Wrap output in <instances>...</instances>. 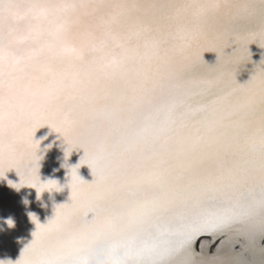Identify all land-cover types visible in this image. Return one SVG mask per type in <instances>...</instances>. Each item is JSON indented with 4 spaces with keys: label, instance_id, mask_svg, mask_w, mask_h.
<instances>
[{
    "label": "snow or ice",
    "instance_id": "6c2138e0",
    "mask_svg": "<svg viewBox=\"0 0 264 264\" xmlns=\"http://www.w3.org/2000/svg\"><path fill=\"white\" fill-rule=\"evenodd\" d=\"M238 43L264 48V0H0V178L14 169L38 198L70 188L46 223L30 213L15 264H88L100 240L108 264H223L194 239L264 238V65L214 94L189 62ZM44 125L66 158L83 149L66 185L41 181Z\"/></svg>",
    "mask_w": 264,
    "mask_h": 264
},
{
    "label": "bare ground",
    "instance_id": "6f19581e",
    "mask_svg": "<svg viewBox=\"0 0 264 264\" xmlns=\"http://www.w3.org/2000/svg\"><path fill=\"white\" fill-rule=\"evenodd\" d=\"M222 23L221 20L210 21V24L216 27ZM233 27L238 31H243V24L240 22L234 23ZM236 34L235 31H228L224 38H234ZM222 46L223 39L216 42V49H220ZM216 49L206 50L203 54V62L195 55H192L189 61L197 66L198 74L212 76L220 81L218 87L214 89V94H223V92L229 91V85L233 79L238 83H245L252 74H258L264 65V48H261L259 44L253 43L249 47L244 43L233 46L230 44L225 51L231 55L222 56L219 61H216ZM211 98V96L205 100L197 98L192 107L198 108L201 103H206ZM34 139L41 142L40 155L42 158L39 161L41 181L53 179L60 185H66L70 180L68 175L70 166L79 163L80 157L84 154L83 149L73 150L71 155L66 158L67 144L63 136L49 125L37 129ZM22 171L27 174L30 169L25 165L22 167ZM79 175L88 182L93 180L91 169L86 164L80 166ZM9 180L19 183V176L14 169L6 173V178H0V261L11 260L15 264L23 248L31 241L32 233L36 228L30 218V213L35 214L40 223H46L54 215L57 204L69 201L70 188L65 186L61 191L54 189L49 192L46 190L38 198L35 188L25 185L17 189L8 183ZM9 219L13 221L12 226L7 223ZM259 240L260 238L256 237L254 245H249L242 238V248L230 251L231 240L226 237L224 240L226 242L218 255L222 258L223 264H264V246L260 245ZM192 248L197 252L194 241ZM197 259L199 260L200 257Z\"/></svg>",
    "mask_w": 264,
    "mask_h": 264
},
{
    "label": "water",
    "instance_id": "95a60500",
    "mask_svg": "<svg viewBox=\"0 0 264 264\" xmlns=\"http://www.w3.org/2000/svg\"><path fill=\"white\" fill-rule=\"evenodd\" d=\"M260 238V237H259ZM226 237L224 236H216L213 237L211 234H206V235H200L197 236L194 239V244L196 246L197 252H203L207 255H212V254H218L220 250L223 248V245L221 244L222 240H225ZM260 245L264 246V238H260ZM229 248L230 251H235L239 250L242 248V238L239 240L238 243H235L233 246V243H229Z\"/></svg>",
    "mask_w": 264,
    "mask_h": 264
},
{
    "label": "clouds",
    "instance_id": "9594fccd",
    "mask_svg": "<svg viewBox=\"0 0 264 264\" xmlns=\"http://www.w3.org/2000/svg\"><path fill=\"white\" fill-rule=\"evenodd\" d=\"M109 248L103 240L98 241L88 256V264H108Z\"/></svg>",
    "mask_w": 264,
    "mask_h": 264
}]
</instances>
